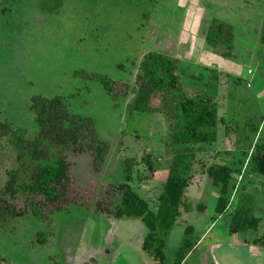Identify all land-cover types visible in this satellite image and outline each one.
I'll return each mask as SVG.
<instances>
[{"label": "rangeland", "instance_id": "1", "mask_svg": "<svg viewBox=\"0 0 264 264\" xmlns=\"http://www.w3.org/2000/svg\"><path fill=\"white\" fill-rule=\"evenodd\" d=\"M212 17L232 26V57L204 42ZM263 17L264 0H0V120L33 135L31 96L60 95L69 111L92 118L109 147L96 174L87 152L62 151L77 203L41 220L26 214L0 228V264H264V175L242 171L264 134ZM149 50L177 59L181 90L209 97L218 118L215 139L194 144L182 205L164 236L160 262L141 249L146 229L139 218H114L93 208L101 185L123 180L127 157L134 159L129 184L149 207L161 191L174 150L171 132L182 124L177 91H155L137 79L138 62ZM75 70L115 82V97ZM13 157L1 141L0 184ZM214 163L234 170L229 205L240 186L253 196L254 229L230 233L228 214L215 212L217 192L206 175ZM244 238L261 239L259 247L230 243ZM212 240L219 243L207 251Z\"/></svg>", "mask_w": 264, "mask_h": 264}, {"label": "trees", "instance_id": "2", "mask_svg": "<svg viewBox=\"0 0 264 264\" xmlns=\"http://www.w3.org/2000/svg\"><path fill=\"white\" fill-rule=\"evenodd\" d=\"M232 35L229 23L212 17L204 30L203 40L221 56L232 57ZM260 41L264 43V17ZM177 63V59L153 50L145 52L138 62L137 79H145L155 91H177L174 103L182 124L171 132L174 150L156 204L149 207L146 199L130 186L134 162L130 157L122 161L123 180L101 185L100 198L93 202L95 211L114 218H139L146 229L141 249L158 262L164 257V236L179 215L187 172L194 159V144L209 143L215 139L213 127L218 119L216 106L209 97L189 96L181 90L176 73ZM74 74L97 79L104 91L111 98L115 97V82L106 76L83 70H75ZM29 109L37 126L33 135L23 127L0 120V142L4 141L14 156L13 165L5 170V179L0 184V228L3 229H7L13 219L26 214L41 220L53 210L75 204L69 163L63 150L87 152L94 174L100 172L109 150L107 141L98 136L92 118L69 111L60 95L34 94L30 98ZM54 148L60 150L54 153ZM143 159L150 168L149 156L145 155ZM236 170L239 173L241 168ZM233 171L230 165L219 163L206 168V175L217 192L214 210L218 215L228 214L227 231L230 233L254 229L257 223L253 215V196L244 191V187H239L232 205H229L232 190H236L233 184H229ZM242 171L264 175V134L247 154ZM202 208L198 205L199 210ZM187 230L188 227H185ZM185 244L178 247V254Z\"/></svg>", "mask_w": 264, "mask_h": 264}, {"label": "flooded vegetation", "instance_id": "3", "mask_svg": "<svg viewBox=\"0 0 264 264\" xmlns=\"http://www.w3.org/2000/svg\"><path fill=\"white\" fill-rule=\"evenodd\" d=\"M211 224H209V226L205 230H208L211 227ZM223 242H226L227 243L228 242V238L227 237H224ZM260 242H261V239L260 240H251V242H249V240L247 241V239L244 238L240 242H238V241H232L230 243H233V244L239 243L240 245H246L248 247V250L252 251L253 248L254 249H257L259 247V246H257V243H260ZM218 243H219V240H212V241H210L206 245L207 251H210L211 249H213L215 246H217ZM201 263L202 264H205V263H203V261Z\"/></svg>", "mask_w": 264, "mask_h": 264}]
</instances>
